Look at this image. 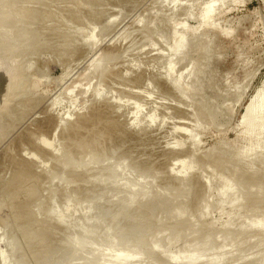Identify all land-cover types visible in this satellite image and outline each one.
<instances>
[{
  "label": "rangeland",
  "instance_id": "374dc122",
  "mask_svg": "<svg viewBox=\"0 0 264 264\" xmlns=\"http://www.w3.org/2000/svg\"><path fill=\"white\" fill-rule=\"evenodd\" d=\"M263 94L264 0H0V264H264Z\"/></svg>",
  "mask_w": 264,
  "mask_h": 264
},
{
  "label": "bare ground",
  "instance_id": "6f19581e",
  "mask_svg": "<svg viewBox=\"0 0 264 264\" xmlns=\"http://www.w3.org/2000/svg\"><path fill=\"white\" fill-rule=\"evenodd\" d=\"M112 81V80H111ZM119 87V86H118ZM259 93V92H258ZM262 93V92H261ZM260 93V95H262ZM256 96V98H254L252 100V102L249 104L248 109H247V116H248V120H253L254 117H256L257 115H260V113H262L264 111V100H263V97L259 98V96ZM264 95V94H263ZM259 99H262V100H259ZM49 111V110H48ZM112 111V110H111ZM247 120V121H248ZM263 189V188H261ZM220 191V190H219ZM232 193V192H231ZM231 193H230V189L228 191H225L223 190L222 193H221V197H220V201L221 203H232V199H230L229 197L231 196ZM230 195V196H229ZM220 196V194H219ZM234 196V195H233ZM240 197V196H239ZM228 198L230 201H228ZM228 201V202H227ZM219 202V204H221ZM180 217V216H179ZM175 241V240H174ZM206 241V240H205ZM209 241V240H208ZM207 241V242H208ZM207 242H204L202 244H205V245H201V244H197L194 246V248L191 250L192 252L190 253V255L185 259V261L187 262H196L198 259H200L201 255L203 253H205L206 251H210V247L208 246V243ZM211 244V242H210ZM155 247H158L159 244H157V242L155 241L154 243ZM211 246V245H210ZM222 258V257H221ZM183 259V260H184Z\"/></svg>",
  "mask_w": 264,
  "mask_h": 264
}]
</instances>
